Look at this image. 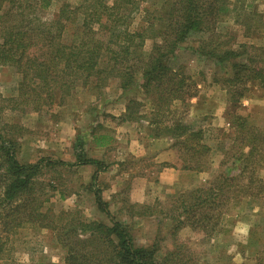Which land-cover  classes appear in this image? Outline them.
I'll use <instances>...</instances> for the list:
<instances>
[{
    "label": "rangeland",
    "instance_id": "obj_1",
    "mask_svg": "<svg viewBox=\"0 0 264 264\" xmlns=\"http://www.w3.org/2000/svg\"><path fill=\"white\" fill-rule=\"evenodd\" d=\"M231 2V7H242L243 10L225 16L212 32L190 35L175 52L177 62L185 67L186 73L191 77L188 84H196V97L211 93L209 97L220 103L223 99L230 101V94L234 98L238 95L235 92L244 93L238 107L226 108L223 117L191 115L189 103L184 106L177 105L173 109L195 129L202 128L205 143L211 148L207 167L202 172L213 174L199 188L206 187L219 172H238L241 169L240 162L231 157L237 150H240L237 155H242V158L250 153L249 144L239 145L234 140L236 134L232 125L237 124L233 121L234 116L246 118L249 125L264 132V117L256 118V80L230 82L234 75V63L238 64L237 74L241 77L244 74L253 75L256 68L264 67V52L257 53H261L260 60L263 63L256 64V48H264V0ZM78 3L79 0H52L44 15L54 16L63 4L74 8ZM78 16L73 23L66 26L64 38L67 41L77 30ZM134 24H141L138 15L134 18ZM150 46L151 43L146 42L145 49L149 50ZM200 47L205 50L215 48L218 52L236 51L240 55L222 63L216 59L202 58L195 53L194 50ZM240 65L246 68L242 69ZM20 80L21 74L15 69L0 68V105L3 108L0 109V134L14 149L15 158L20 164H39V167L37 174L31 178L27 193L12 206L27 205L34 200L39 211L46 214L47 223L43 226L31 225L24 219L22 227L10 236L7 251L1 256L0 264H65V245L70 247L75 241L69 234L71 226L82 221L111 226V218L97 208L96 191L106 203L112 219L128 227L137 245L149 247L154 241H158L157 256L163 264H264L263 243L256 249V229L257 233L264 232V158L260 155L263 156L264 153V142H258L260 154L248 160V171L254 168V177L256 178L257 173L260 180L251 186H247L244 181L240 183L242 186L232 188L229 196L235 200H230L222 211L224 214L214 233L204 234L199 229L194 230L187 226L173 236L172 222L162 213L169 211L171 203L179 194L194 188L186 191V188H181L172 195L161 190L158 185H153L146 191L147 201L137 203L132 200L135 196L132 182L138 180L131 173L140 172V168L144 170L143 167L153 172L160 168L152 163L150 153L140 160L125 158L130 152V135L135 133L131 126L125 129L126 126L122 124L125 114L122 110L126 99L137 96L140 102V106L134 105L138 109L137 114L148 117L152 110L148 105L150 99L142 98L140 92L138 96L137 90L122 94L118 88V79H115L110 80L100 93L90 88L78 87L70 97L65 98L64 104L44 108L40 113L30 106H20L11 111L4 100L17 96ZM250 99L252 103L242 107ZM232 121L233 124H230ZM146 122H139L142 133L154 134L155 127L148 128ZM100 134L118 135L114 142L94 150L93 137ZM161 138L165 140V144L171 140L166 136ZM78 152L82 157L87 154L92 157L105 156L103 166L107 162H121L119 158L122 156L124 163L116 168L127 173V177L119 172L115 175H119L116 179L118 186H111L106 190L108 186L105 184L112 175L96 176L93 181L87 171L74 166L75 154ZM222 160L225 163L221 166ZM72 161L74 164L70 163ZM58 162L64 164L60 165ZM232 162L239 165L232 166ZM179 164L181 166L180 161ZM0 169H5L4 151L0 152ZM155 178V174L148 177L153 181L152 184H157ZM145 206L156 212L148 216H137L138 213H143ZM4 236V224L0 219V237ZM78 238L85 239L88 235H80ZM86 250L88 251L84 248L83 252Z\"/></svg>",
    "mask_w": 264,
    "mask_h": 264
},
{
    "label": "trees",
    "instance_id": "obj_2",
    "mask_svg": "<svg viewBox=\"0 0 264 264\" xmlns=\"http://www.w3.org/2000/svg\"><path fill=\"white\" fill-rule=\"evenodd\" d=\"M51 2L0 0V68L11 67L21 74L17 96L4 100L9 109L30 106L40 113L44 108L64 104L65 98L78 87L100 93L110 80L118 79L122 94L137 90V95L140 92L142 98L150 99L148 105L152 107L148 117L137 114L134 105L140 106V102L133 96L135 98L127 101L123 121H147L148 126L155 127V137L166 136L174 141L172 146L178 153L182 170H205L211 148L205 143L202 128L195 129L173 110L197 96L196 84H188L191 77L177 62L175 52L190 35L214 31L221 19L243 8L231 7V0H79L74 8L63 4L56 15L45 16ZM77 15V30L67 41L64 38L66 26L73 23ZM136 15L139 26L134 24ZM148 41L151 46L146 50ZM194 52L222 63L240 55L236 51L218 52L215 48L205 50L203 47ZM258 52H264V48H256V64H261ZM232 67L234 75L230 82L256 80L264 87V67L243 77L237 74L238 64ZM235 94L238 95L234 98L230 94L227 109L238 107L244 97L242 92ZM0 109H3L1 105ZM233 121L237 123L232 125L236 134L234 140L239 145L249 144L250 153L242 158L237 150L231 156L240 162V165L232 162V166L241 168L238 172H219L206 187L194 188L174 199L169 211L162 213L172 222L173 236L187 226L213 234L219 227L222 211L230 200H235L229 196L232 188L242 186L240 183L244 181L251 186L260 180L257 173L254 177V168L248 171V160L260 154L257 146L258 142H264V132L249 125L244 117L234 116ZM93 140L95 147L104 148L111 138L100 134ZM2 151L5 169H0V219L5 236L0 237V258L7 251L10 236L22 227L24 219L31 225L47 223L46 214L39 211L34 200L27 205L12 206L29 190L39 164H20L14 149L0 134ZM260 155L264 158V153ZM75 157L74 166L95 165L98 171L106 170L102 163L86 159L80 152ZM224 163L222 160L220 165ZM95 179L96 174L92 177L93 181ZM95 203L100 212L111 218V226L83 221L71 226L69 234L75 241L70 247L65 245V264H163L157 256L158 241L149 247L137 245L128 227L112 219L97 191ZM142 212L136 215L148 216L156 211L145 206ZM261 232L257 233L256 229V249L262 243L264 247V232ZM80 235H88V238L80 239ZM84 248L88 251L83 252Z\"/></svg>",
    "mask_w": 264,
    "mask_h": 264
},
{
    "label": "crops",
    "instance_id": "obj_3",
    "mask_svg": "<svg viewBox=\"0 0 264 264\" xmlns=\"http://www.w3.org/2000/svg\"><path fill=\"white\" fill-rule=\"evenodd\" d=\"M209 95L207 94L206 96L202 97L198 95L199 97H195L190 100L189 111L191 112V115L205 117L209 115L214 118L224 116V111L228 107V102L226 101V99L220 100L219 103L213 98L209 97ZM129 99L131 98L126 99L124 109L122 110L123 113L126 110V104ZM251 103L252 99H250L248 102H245L242 107L250 105ZM262 116L264 117V87L260 86V83L256 81V118H260ZM142 121L143 123L146 122L144 120H140L137 122L122 120V124L126 126L125 129L131 126L135 133V135H133V133L130 135V150H128L130 152L125 155V158H133V160H140L146 158V155L150 153V160L152 161V163H154V165H157L160 169L154 170L153 172L152 170H148L146 167H143L144 170H141L142 168H140V172L131 173L134 175L135 180H138V182H132L133 186L135 187V196L132 197L133 201L137 203H144L145 201H147L146 191L147 189H151L150 186L153 185H158L161 190L174 195L175 193H178V190L181 188H186L184 190L186 191L191 188L202 186L211 179V175L213 174V172L198 173L193 171L182 170L179 164L178 153L176 149L172 146L173 142L170 140V142L167 141L168 144H165V140L161 137H155L153 134H143L141 131L140 124L142 123ZM146 126L148 128L152 127L148 126V123L146 124ZM135 128H137L138 130H135ZM117 135L118 134L110 135V142H114L117 139ZM95 148L97 147H95L94 145V150H96ZM85 158L96 160L103 164L105 156L92 157V155L87 154ZM119 159H121V162L119 163H116V161L105 163V171H98V168L95 165H79L77 166V168L80 167L84 169L91 175V177H93L94 174H96L97 177H100V175L107 174L112 175L109 176L108 182L105 184V186H108L106 188V190H108L111 188V186L113 188H115V186H118V182L116 181V179L119 178V175L115 176L116 174L120 172V175L124 176L125 178L127 177V173H123L121 169L117 170L116 168V166H119L121 163H124V159H122V156H120ZM70 163L74 164V161ZM154 174L156 175L155 181L157 182V184H152L151 182L153 181H150L148 179L149 176Z\"/></svg>",
    "mask_w": 264,
    "mask_h": 264
}]
</instances>
